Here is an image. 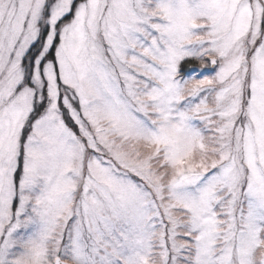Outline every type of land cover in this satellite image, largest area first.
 Listing matches in <instances>:
<instances>
[{"label":"snow or ice","instance_id":"1","mask_svg":"<svg viewBox=\"0 0 264 264\" xmlns=\"http://www.w3.org/2000/svg\"><path fill=\"white\" fill-rule=\"evenodd\" d=\"M0 264H264V0H0Z\"/></svg>","mask_w":264,"mask_h":264}]
</instances>
